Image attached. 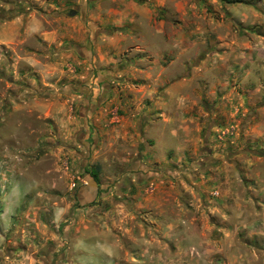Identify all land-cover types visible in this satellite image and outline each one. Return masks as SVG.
Listing matches in <instances>:
<instances>
[{
    "label": "rangeland",
    "instance_id": "374dc122",
    "mask_svg": "<svg viewBox=\"0 0 264 264\" xmlns=\"http://www.w3.org/2000/svg\"><path fill=\"white\" fill-rule=\"evenodd\" d=\"M248 1L0 0V264H264Z\"/></svg>",
    "mask_w": 264,
    "mask_h": 264
},
{
    "label": "crops",
    "instance_id": "0c3cea01",
    "mask_svg": "<svg viewBox=\"0 0 264 264\" xmlns=\"http://www.w3.org/2000/svg\"><path fill=\"white\" fill-rule=\"evenodd\" d=\"M138 7H139V6H138ZM134 18H135V17L132 16V20H133ZM125 35H126V36H125ZM125 35H122V36H125V37H126V39H125L126 41H125L124 45H125V46H128V43H130V42H129L130 40L128 39V36H129V35H128V36H127V34H125ZM122 44H123V43H122ZM122 44H121V45H122ZM139 47H140V48H139ZM138 48H139V49H138V50H139L138 52H142V51H140V50H144V47H143V46H138ZM141 48H142V49H141ZM163 48H164V47H162V48L159 49L160 52H159L158 54L162 53V49H163ZM135 69H137V70L140 71V68H139V67L137 68V66L135 67ZM141 82L143 83V81H141ZM141 82H140V83H141ZM144 82H145V81H144ZM170 85H171V84H169V85L167 86L165 92H166V93H170V94H172V93H174V91H173V87H174V86L171 88ZM174 88H175V87H174ZM156 102H157L156 104H158L159 100H157ZM145 114L148 115V111H145ZM220 169H221V167H220ZM124 180H125V182H127L126 185H127V186L129 185V186H130V179H129V178H124ZM129 186H128V187H129ZM130 189H131V187H130ZM93 192L95 193V191H89L88 194H89L90 196H92V195L94 194ZM125 194H127V192H125ZM81 197L85 200V197H84L82 194H81ZM10 199H12V201H13V196H12V198H10ZM5 200L8 201L9 199L5 198ZM85 201H86V200H85ZM6 203H7V202H6ZM6 203H5V205L8 204L10 207H13L12 204H9V203L6 204ZM13 204L15 205V203H13ZM10 213H12V214L14 215V214H15V208H14L12 211L10 210ZM1 214L3 215V217H8L7 214L5 213V211H2ZM250 223H251V225H252V222H250ZM3 237H4V236H2V235L0 234V247L2 246V243H3V240H4ZM187 239H189V237H187ZM33 246L35 247V249H37V248L40 247V246H39V243H38V245H37L36 243H34Z\"/></svg>",
    "mask_w": 264,
    "mask_h": 264
},
{
    "label": "trees",
    "instance_id": "16d2710c",
    "mask_svg": "<svg viewBox=\"0 0 264 264\" xmlns=\"http://www.w3.org/2000/svg\"><path fill=\"white\" fill-rule=\"evenodd\" d=\"M226 3H245V4H249L250 2L248 0H220ZM86 173H89L90 175L93 176V178L96 180L97 184H98V180H97V172L95 171H86Z\"/></svg>",
    "mask_w": 264,
    "mask_h": 264
},
{
    "label": "water",
    "instance_id": "95a60500",
    "mask_svg": "<svg viewBox=\"0 0 264 264\" xmlns=\"http://www.w3.org/2000/svg\"><path fill=\"white\" fill-rule=\"evenodd\" d=\"M75 9H77L76 6H75ZM74 11H75L74 9L71 10L72 13H74ZM86 174H88V173H86ZM87 183L89 185L97 186V182L93 177H90L89 179H87ZM78 199H79L80 203H85V200L81 197V195H78Z\"/></svg>",
    "mask_w": 264,
    "mask_h": 264
}]
</instances>
